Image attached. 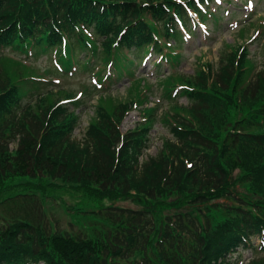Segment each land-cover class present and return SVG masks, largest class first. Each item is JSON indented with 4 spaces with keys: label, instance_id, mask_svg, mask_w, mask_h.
<instances>
[{
    "label": "trees",
    "instance_id": "1",
    "mask_svg": "<svg viewBox=\"0 0 264 264\" xmlns=\"http://www.w3.org/2000/svg\"><path fill=\"white\" fill-rule=\"evenodd\" d=\"M194 2L0 0V264H237L247 247L255 255L245 264H264V63L256 69L247 45L161 79L168 135L154 155L143 153L157 119L151 85L135 80L111 108L99 95L78 140L82 100L47 85L61 71L6 53L30 60L55 48L63 74L97 68V80L106 68L130 72L129 56L171 58L163 43L178 47L188 8L202 20L209 12ZM171 85L185 104L173 102ZM138 107L143 120L123 131ZM46 202L71 217L66 227Z\"/></svg>",
    "mask_w": 264,
    "mask_h": 264
},
{
    "label": "rangeland",
    "instance_id": "2",
    "mask_svg": "<svg viewBox=\"0 0 264 264\" xmlns=\"http://www.w3.org/2000/svg\"><path fill=\"white\" fill-rule=\"evenodd\" d=\"M200 1V0H198ZM210 6L213 7L216 12L217 19L212 21L211 18L206 19V31H201L200 28L191 27V35L186 36V39H180L178 41V47L180 51L176 53L168 50V55L176 56L177 61L168 62L165 59H160L159 54L151 52L149 55L135 54L129 56L136 60L134 67L130 72L120 71L114 76L103 78L104 74L107 75L106 69L101 71V77L98 81L104 82L103 87H109L108 92L110 99L105 101L104 105L107 108H111L113 104L120 101H124L129 97V91L134 86L129 84V78L124 75H128L131 78L141 77L145 80V85H151V100L157 103V109L155 111L156 120L153 118L152 130L149 135V142L147 149L143 152L144 155H154L161 148V138L164 135H168L167 127L159 119L164 110H167L168 101L164 98V90L160 83L161 79L166 76H174L175 74L192 75L198 70L205 62H210L213 66L216 65L220 53L224 50L230 51L229 47H235L242 42H247L249 57L253 61L256 69H259L264 63V21L259 17L264 18V1L263 0H209ZM218 4V6H217ZM251 8H254L252 13ZM196 14H194L195 16ZM201 27V26H200ZM263 31V32H261ZM165 46L174 45L171 38L167 40V43H163ZM167 44V45H166ZM8 55L17 59L22 57L16 55L13 52H6ZM14 54V55H12ZM80 54L79 52L76 55ZM127 54V53H125ZM49 55V56H48ZM135 56V57H134ZM54 50L47 51V53H40L36 58H33L32 62L26 59H22V62L26 65H32L33 69H51L50 74H55L56 71L54 66V59L56 58ZM156 62V63H154ZM13 66L15 63H12ZM93 76L90 72H82L81 70L65 77L63 74L53 76L52 82H47L49 87H56L62 85L69 89H72L75 93L81 92V95L76 100H82L80 105L77 107L79 112L77 124L73 130L74 138L81 140L84 135V131L88 123L95 117L94 105L98 98V89L90 83ZM60 79L57 82V78ZM166 77V78H167ZM55 78V79H54ZM103 78V79H102ZM47 80V77L44 78ZM175 81V80H174ZM85 92L83 93L82 88ZM174 87V86H173ZM172 85L169 89H173ZM178 90V89H177ZM180 92V90H178ZM179 92L171 91L170 95L173 100L179 104H185L186 98L179 94ZM108 96V95H106ZM151 106L154 103H150ZM139 111H132L123 121L122 129H132L134 122L139 121ZM63 197H71L74 194L73 189H66L60 191ZM83 206L88 207L91 202L84 199ZM118 204H125L120 202ZM128 204V203H126ZM47 209L52 216V219L57 220L60 226L66 227L68 214L62 210V208L56 204V202H46ZM88 221H85L87 224ZM259 238L252 236V243L258 244ZM251 254V256H250ZM262 254V253H261ZM258 254V255H261ZM237 254L233 255L236 256ZM253 252L251 249H244L239 255L238 264H244L247 262L249 257H252ZM257 255V254H256Z\"/></svg>",
    "mask_w": 264,
    "mask_h": 264
}]
</instances>
